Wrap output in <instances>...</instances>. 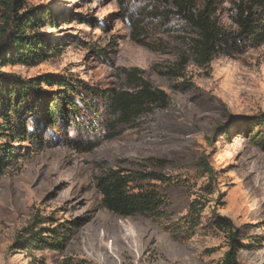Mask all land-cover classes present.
Wrapping results in <instances>:
<instances>
[{"label":"rangeland","instance_id":"1","mask_svg":"<svg viewBox=\"0 0 264 264\" xmlns=\"http://www.w3.org/2000/svg\"><path fill=\"white\" fill-rule=\"evenodd\" d=\"M197 2L212 4L226 32L239 30L248 8L264 27V0ZM31 8L60 48L0 70L23 80L73 77L100 94L48 123L41 139L14 143L19 157L0 175V264H223L230 230L217 225L221 217L238 235L241 264H264V42L245 39L198 66L189 53L195 32L151 0H25L20 12ZM4 23L0 6V39ZM182 56L183 76L167 74ZM134 68L170 103L122 123L101 94L126 88ZM72 141L95 146L80 152ZM110 170L160 175L132 184L160 194L158 214L108 210L97 177ZM26 229L44 238L54 229L64 248H27Z\"/></svg>","mask_w":264,"mask_h":264},{"label":"trees","instance_id":"2","mask_svg":"<svg viewBox=\"0 0 264 264\" xmlns=\"http://www.w3.org/2000/svg\"><path fill=\"white\" fill-rule=\"evenodd\" d=\"M151 1L159 4L161 9H167V15L175 13L195 32V37L190 42L189 53L198 66L210 64L218 54L229 48L238 49V45L245 39L253 41L256 45L264 42V27L261 23L255 22L252 8L241 9L237 18L239 30L229 33L219 25L210 2L200 7L197 0ZM24 4L25 0H0V6L5 14V25L0 39V69L13 62L29 65L41 61L52 54L47 53L48 51L60 48L41 33L40 28L44 22L40 17L41 12L32 8L20 12ZM171 6L173 8L169 9ZM46 15L48 22H53L54 17L53 15L49 17L51 15L49 11ZM142 32V27L137 28L133 38L141 41ZM187 63L188 61L182 56L170 67L167 74L183 76ZM126 76V88L107 89L101 94L112 112L118 114L120 122L129 123L154 107L169 105L168 93L154 87L144 77L143 70L134 68L126 71ZM69 78L45 74L39 78L23 80L0 70V175L6 172L19 157L15 142L41 139L39 136L48 123L53 122L52 125H55L57 118L64 117L66 112L75 114L82 104L89 107V100L99 98L100 92L96 88L84 81L75 82L73 77ZM45 86L52 89L47 90ZM32 116L36 119L33 129L29 122ZM37 117L41 118L38 120ZM261 118H264V114ZM94 146V143L90 142L70 143L72 149L80 152L90 151ZM203 164L209 168L206 162L203 161ZM155 177L159 178L160 175L153 172L130 174L120 170H110L97 177L103 205L112 212L124 215L156 216L163 203L160 194L154 189L132 187L133 183ZM196 209L194 203L191 210ZM217 225L230 230V248L225 253L223 264H241L237 247L240 242L237 233L230 229L233 227L231 220L221 217ZM66 230L64 229L63 232L65 233ZM26 231L30 234L31 240L27 248L48 247L58 250L64 248V235L54 229L49 231L50 235H47V238L35 230L26 229Z\"/></svg>","mask_w":264,"mask_h":264}]
</instances>
